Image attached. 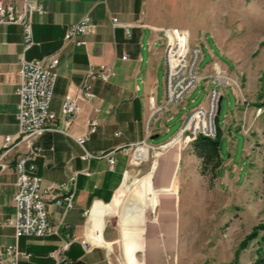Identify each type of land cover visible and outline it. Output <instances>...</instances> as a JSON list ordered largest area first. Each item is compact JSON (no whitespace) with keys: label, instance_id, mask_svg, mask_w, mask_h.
I'll return each mask as SVG.
<instances>
[{"label":"crops","instance_id":"obj_1","mask_svg":"<svg viewBox=\"0 0 264 264\" xmlns=\"http://www.w3.org/2000/svg\"><path fill=\"white\" fill-rule=\"evenodd\" d=\"M11 2L16 11H20L27 2L31 6H41L42 13L31 16L34 45L26 51L21 26L0 25V146L6 136L15 141L18 133L16 88L21 58L37 61L57 56L59 66L50 101V111L55 114L54 124L57 128H62V112L67 98L74 100L79 107L74 122L67 130L68 135L52 131L42 134L37 141L40 155L27 164L34 175L43 179L44 187L65 184L75 176L73 208L63 214L54 198H48V218L58 235L20 238L17 247L19 251L29 254L30 259L19 264H55L48 254L70 239L75 241L66 252V261L62 264H108L107 253L101 248L91 247L87 240L93 238L89 228L94 214L113 204L117 195L124 192L123 182L129 174L128 166L134 163L130 157L133 148L142 142L153 141L151 138L154 136L158 138L163 135L166 130L162 116L168 112L177 113L175 109L178 104L167 107L164 100V43L160 30L169 27L158 22L149 8L148 0ZM86 15L90 17L92 29L82 38L83 44L65 42L67 28ZM112 18H116L120 25L113 28ZM126 29L129 30L128 35ZM188 33L189 45L201 50V44L205 41L199 40L198 33ZM205 37L209 38L208 35ZM210 40L217 51L214 40ZM123 56H126L125 60ZM211 56V64L199 74L200 80L206 83L213 78V69L228 75L230 70L227 64L213 54ZM101 65L111 67L113 76L108 82H93L94 98L83 100L80 94L88 68ZM217 89L224 97V89ZM240 104L236 97L233 118L226 122L234 129L240 125L242 115L245 118L247 114L238 110ZM152 105L161 109L153 116ZM92 120L96 121L97 126L81 148L75 139L86 133ZM181 127L169 140L157 146L163 147L172 141L174 145ZM241 133L247 144V136ZM24 150L22 145L13 149L6 158L7 167L0 172V252L14 243V230L5 223L13 221L15 217L13 196L17 175L14 165ZM85 152L94 158L82 159ZM167 153L162 166L173 164L170 150ZM108 156L113 158L112 167H109ZM191 156L197 159L192 152ZM131 213L130 225L137 224L141 217L139 208L134 207ZM137 225L141 226L140 220Z\"/></svg>","mask_w":264,"mask_h":264},{"label":"rangeland","instance_id":"obj_2","mask_svg":"<svg viewBox=\"0 0 264 264\" xmlns=\"http://www.w3.org/2000/svg\"><path fill=\"white\" fill-rule=\"evenodd\" d=\"M148 5L159 23L193 31L205 41L198 75L211 64L212 54L230 67L229 75L212 71L224 89L214 121L221 131L222 166L209 182L199 174V160L191 156L186 135L168 148L157 146L192 111L205 107L209 91L218 88L199 78L177 113L162 116L166 132L147 143L146 162L128 166L124 192L96 211L89 228L93 238H86L91 247L107 253L108 264H255L256 242L238 249L264 222V0H148ZM235 95L244 105L238 110L247 114L234 129L226 122L233 118ZM258 108L263 112L256 117ZM168 150L173 164L162 166ZM134 207L139 208L141 226L139 220L130 225Z\"/></svg>","mask_w":264,"mask_h":264},{"label":"built area","instance_id":"obj_3","mask_svg":"<svg viewBox=\"0 0 264 264\" xmlns=\"http://www.w3.org/2000/svg\"><path fill=\"white\" fill-rule=\"evenodd\" d=\"M107 0H98L105 3ZM33 13H42L41 6H31L24 3L20 11H16L11 0H0V25H19L23 31L24 51L29 50L34 42L32 40L31 16ZM112 27L119 26L116 18L111 19ZM91 20L89 15L84 16L78 23L69 26L65 32V42H73L75 45L83 44L82 38L91 32ZM162 33L164 43V100L165 106L177 105L189 94L199 81L197 73L201 59L199 47H191L190 36L186 30L176 28H163ZM127 35L129 30L126 29ZM123 60L126 56L122 57ZM59 60L57 56H49L43 60L25 61L20 59L18 76L19 83L16 88L18 97V133L16 140L6 136L0 146V172L7 167L6 158L9 153L18 148L24 147L15 160L14 169L16 171V190L13 196L15 217L13 221L5 224L14 230V243L6 246L0 252V264H19L21 261H28L30 255L19 251L17 241L22 237L46 238L57 236L58 232L48 218L46 202L48 198H54L55 203L62 208L63 214L73 208L75 176H72L65 184H49L44 187V181L27 168V164L36 160L40 155V148L37 141L45 132H60L68 135V128L74 122L79 112V107L71 98H67L63 108L62 128H57L54 124L55 114L50 111V101L57 78V68ZM113 76L112 68L106 65L88 68L81 88L80 97L90 101L94 98L92 93V83L95 81L108 82ZM210 81L222 87L220 76L210 78ZM221 96L220 92L214 88L207 95L205 107H199L192 111L182 125L176 137L185 136L186 142L192 143L198 136L215 138V125L217 101ZM152 102V100H151ZM153 103V102H152ZM161 109L152 105V116ZM263 108L256 110L255 116L262 114ZM97 126L92 120L88 124L86 133L76 138L77 144L83 148V143L88 136L94 133ZM247 134V131H244ZM147 143L137 144L133 149L145 146ZM94 158L92 154L84 153L82 159ZM109 167L113 166V158H107ZM74 239L64 241L60 246L50 252L48 257L55 264H62L66 261L68 251ZM84 244V243H83ZM90 249V246H87Z\"/></svg>","mask_w":264,"mask_h":264},{"label":"trees","instance_id":"obj_4","mask_svg":"<svg viewBox=\"0 0 264 264\" xmlns=\"http://www.w3.org/2000/svg\"><path fill=\"white\" fill-rule=\"evenodd\" d=\"M220 138L221 131L217 127L215 138L198 136L191 144L192 153L199 160V174L208 179L209 182L216 179L218 171L222 166V159L219 154ZM252 242H256L257 244L255 264H264V222L259 223L252 229L241 242L238 250L247 248L248 244Z\"/></svg>","mask_w":264,"mask_h":264},{"label":"bare ground","instance_id":"obj_5","mask_svg":"<svg viewBox=\"0 0 264 264\" xmlns=\"http://www.w3.org/2000/svg\"><path fill=\"white\" fill-rule=\"evenodd\" d=\"M199 76V75H198ZM200 78V76H199ZM164 79H165V63H164ZM176 139H179V137H177ZM173 142V141H172ZM171 143V142H170ZM169 144H167L165 146V148H168L169 147ZM149 150H150V147L148 145H145V146H141V147H138L136 150H134L132 153H131V160L134 162V163H144L148 160V156H149ZM164 150V149H163Z\"/></svg>","mask_w":264,"mask_h":264},{"label":"water","instance_id":"obj_6","mask_svg":"<svg viewBox=\"0 0 264 264\" xmlns=\"http://www.w3.org/2000/svg\"><path fill=\"white\" fill-rule=\"evenodd\" d=\"M222 100H223V96H220V97L218 98V101H217V111H216V116H219V114H220V110H221V102H222ZM156 138H157V136H154V137L151 138V140H154V139H156Z\"/></svg>","mask_w":264,"mask_h":264}]
</instances>
